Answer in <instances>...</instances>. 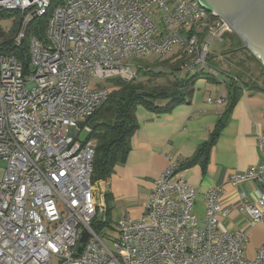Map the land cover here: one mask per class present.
Returning <instances> with one entry per match:
<instances>
[{
  "label": "built area",
  "instance_id": "obj_1",
  "mask_svg": "<svg viewBox=\"0 0 264 264\" xmlns=\"http://www.w3.org/2000/svg\"><path fill=\"white\" fill-rule=\"evenodd\" d=\"M51 3L0 0V28L20 44L30 21ZM15 11L20 16L5 18L12 24L3 27V15ZM232 32L200 0H63L52 10L46 38L29 39L28 71L15 55L0 52V264H264V247L255 260L245 258L246 232L220 229L229 215L220 187L206 193L199 222L196 188L171 155L142 215L117 221L112 248L92 226L106 209L96 199V142L88 138V120L109 95L103 83L133 80L140 57L155 52L184 51L182 70L208 71L212 42ZM259 146L260 162L231 178L257 184L256 201L243 205L254 224L264 217V130Z\"/></svg>",
  "mask_w": 264,
  "mask_h": 264
},
{
  "label": "crops",
  "instance_id": "obj_2",
  "mask_svg": "<svg viewBox=\"0 0 264 264\" xmlns=\"http://www.w3.org/2000/svg\"><path fill=\"white\" fill-rule=\"evenodd\" d=\"M217 78V82L200 79L189 101L170 112L153 113L139 108V128L132 136L127 162L117 165L109 178L98 180L102 188H95L96 199L105 204L107 221H118L126 214L142 215L156 179L169 164L166 156L171 155L179 163L181 175L196 188L194 210L199 222H204L206 193L212 187H220L221 203L229 215L222 217L219 227L246 232L249 240L244 247L245 258L255 260L264 247V217L261 222L252 223L243 205L256 201L257 184L252 179L233 182L231 178L261 160L259 135L264 130V91L256 90V84L248 82L206 163L199 161L181 167L195 158L202 144L210 139L227 108L226 104L208 101L228 95V77L218 74Z\"/></svg>",
  "mask_w": 264,
  "mask_h": 264
},
{
  "label": "trees",
  "instance_id": "obj_3",
  "mask_svg": "<svg viewBox=\"0 0 264 264\" xmlns=\"http://www.w3.org/2000/svg\"><path fill=\"white\" fill-rule=\"evenodd\" d=\"M62 2L63 0H52L47 14L34 17L28 24L25 37L20 44L14 41L12 33H6L0 28V52L15 55L23 64L24 69L28 71L30 68L29 39L32 36H37L42 40L46 38L48 19L52 10ZM16 13L18 12L5 14L3 18L13 16ZM1 14L0 16H2ZM233 35L234 32L227 33L224 39ZM236 44L237 46L240 45L238 41H235ZM188 59L187 54L180 51L168 56V58L160 56L153 62L140 60L141 67H139L138 76L133 80H125L120 77L110 79L113 86L109 89L106 102L88 120V124L92 127V133L88 138L94 139L96 142L93 181L109 178L117 165L127 162L132 136L139 128L137 114L139 108H145L153 113L170 112L175 106L189 101L200 78L217 82V70L228 77L229 92L225 97L227 108L221 114L210 139L202 144L195 158L189 160L185 165H181V167H188L199 161L206 163L207 156L230 118L232 108L246 89L245 86H248V82L242 84L241 78L238 76L240 73L223 72L219 67L211 65L210 62L209 65L214 70H202L195 74L185 73L182 77L180 75L183 71L182 65ZM160 79H164L165 82H160ZM253 88L264 91V86L261 84H256ZM95 219L92 226L98 233H101L104 222H95Z\"/></svg>",
  "mask_w": 264,
  "mask_h": 264
},
{
  "label": "rangeland",
  "instance_id": "obj_4",
  "mask_svg": "<svg viewBox=\"0 0 264 264\" xmlns=\"http://www.w3.org/2000/svg\"><path fill=\"white\" fill-rule=\"evenodd\" d=\"M15 17H19L20 13L14 14ZM156 19L160 25L161 28L164 29L165 27V21L162 17L161 13H158L156 16ZM12 24L11 20L8 19H2L1 25L5 27L6 25ZM234 37V38H232ZM230 37H226V39L220 40L215 39L211 44V54L209 58V62L211 65L215 67H219L223 72L226 73H240L238 76H240L241 81L243 82H249V83H255V84H261L264 86V66L260 62V60L255 57L251 50L245 46L243 39L234 32V35ZM239 39V40H238ZM235 41H238L239 46L237 44L235 45ZM162 56L160 53H152L145 56H141L140 60L147 61V62H153L154 59L159 58ZM164 58H168V56H163ZM254 57V58H252ZM210 71L214 70L212 66L209 65L208 68ZM185 71L183 70L180 75L184 77ZM224 73L216 70V75ZM171 78H173L171 76ZM160 82H165L164 79H160ZM245 82V83H246ZM108 89H111L113 86V83L109 80L103 83ZM249 85V84H248ZM219 87H221V84H218ZM221 89V88H219ZM163 102V101H162ZM88 137V133L86 131H83L80 135L81 140H85V138ZM0 172V176H1ZM100 181H93L94 188H98L101 190L102 186L99 183ZM95 222H107L103 223L102 232L104 236V240L107 243L108 246L111 248L113 247V239L117 236V230H116V224L117 220L111 219L107 221V217L105 213L99 212Z\"/></svg>",
  "mask_w": 264,
  "mask_h": 264
},
{
  "label": "water",
  "instance_id": "obj_5",
  "mask_svg": "<svg viewBox=\"0 0 264 264\" xmlns=\"http://www.w3.org/2000/svg\"><path fill=\"white\" fill-rule=\"evenodd\" d=\"M224 18L264 66V0H200ZM243 15H242V14ZM246 18V19H244ZM88 233L80 241L83 248Z\"/></svg>",
  "mask_w": 264,
  "mask_h": 264
},
{
  "label": "flooded vegetation",
  "instance_id": "obj_6",
  "mask_svg": "<svg viewBox=\"0 0 264 264\" xmlns=\"http://www.w3.org/2000/svg\"><path fill=\"white\" fill-rule=\"evenodd\" d=\"M242 14V13H241ZM243 15V14H242ZM244 19H246V18H244Z\"/></svg>",
  "mask_w": 264,
  "mask_h": 264
}]
</instances>
